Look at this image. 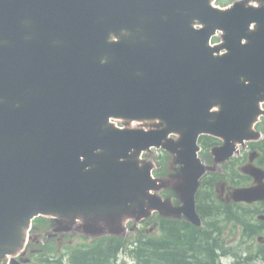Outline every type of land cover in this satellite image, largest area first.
I'll return each instance as SVG.
<instances>
[{
	"label": "water",
	"instance_id": "obj_1",
	"mask_svg": "<svg viewBox=\"0 0 264 264\" xmlns=\"http://www.w3.org/2000/svg\"><path fill=\"white\" fill-rule=\"evenodd\" d=\"M215 1L0 0V264L40 215L96 235L154 212L202 225L199 137L224 141L221 163L264 114V0ZM152 148L181 165V207L157 194ZM246 173L257 186L232 199L264 200V171Z\"/></svg>",
	"mask_w": 264,
	"mask_h": 264
},
{
	"label": "flooded vegetation",
	"instance_id": "obj_2",
	"mask_svg": "<svg viewBox=\"0 0 264 264\" xmlns=\"http://www.w3.org/2000/svg\"><path fill=\"white\" fill-rule=\"evenodd\" d=\"M261 121H264V117ZM258 131L261 133L259 139L238 146L231 159L221 165L220 170L225 169V166H232L234 178L232 183L222 181L204 184L207 190L204 192L202 206H199V209L202 208L204 218L210 221L208 231L217 250L224 248L254 253L264 252V201L235 203L231 200V192L234 189L255 185L254 179L244 173L245 169L254 165L264 170V131L260 128ZM221 144L220 142L217 145ZM171 199L174 205H181L180 202H175L174 198ZM222 214H230L228 223L217 222ZM155 218L156 216L153 215L147 220L136 223L132 232L136 234L142 232V235H148L149 231L154 229L160 233V224ZM183 218H171L170 222L176 225ZM150 226H152L151 229ZM63 228L64 226L49 219L45 226L39 229V234L31 238L33 246H27L20 255L14 258L15 264H39L35 261L37 257L45 264H53L43 246L54 245L57 254L61 256L79 247L80 240L87 238L92 244L98 238L84 234L80 223L73 225L68 232L62 231ZM105 228L108 230L107 227ZM44 236L46 240H43Z\"/></svg>",
	"mask_w": 264,
	"mask_h": 264
},
{
	"label": "trees",
	"instance_id": "obj_3",
	"mask_svg": "<svg viewBox=\"0 0 264 264\" xmlns=\"http://www.w3.org/2000/svg\"><path fill=\"white\" fill-rule=\"evenodd\" d=\"M233 1L235 0H217V3L225 6ZM213 142H215L213 138L202 139L205 151L203 153H207ZM165 171L162 166L156 174L161 175ZM209 179L218 180L219 175L210 174ZM199 213L204 217L202 208L199 209ZM221 216L224 220H229L230 214ZM42 219H38L36 224H43ZM206 221L205 227L197 228L185 221L172 225L169 219L161 218L160 227L163 235L159 238L123 239L116 236L102 238L94 243L93 248L70 252L68 258L59 264H224L221 262L223 256H233L235 259L233 264H256L258 261L264 264V252L234 253L224 248L217 250L208 231L210 221L208 218ZM122 252H125L128 260L119 262Z\"/></svg>",
	"mask_w": 264,
	"mask_h": 264
},
{
	"label": "rangeland",
	"instance_id": "obj_4",
	"mask_svg": "<svg viewBox=\"0 0 264 264\" xmlns=\"http://www.w3.org/2000/svg\"><path fill=\"white\" fill-rule=\"evenodd\" d=\"M236 1H238V0H235L233 2H229L228 4H226L225 7H222V8L229 7L233 3H235ZM252 4H254V3H252ZM220 42H222V33L219 32L217 34V36L213 38L212 43L213 44H217V43H220ZM116 124L119 127H124V122H122V121H116ZM130 126H132V127H139V128L142 127V128L148 129V127L143 126L140 123H132V125H130ZM167 154L168 153L164 152L161 149H152L148 153H145L144 156H143V158L145 160L151 161V162H153L155 164V170L161 168V166L163 164V166H164V168H165L166 171L164 172V174L162 176H160V177L158 176V178H160L161 181L168 183V186L165 187L164 189H168V188H171L172 186H174L176 184V179H175L176 178V175H178L180 173V172H178V170H180V167H179V164L177 163V160L174 159V157L172 155H170V154L167 155ZM201 159H202V161H203V163L205 165L212 166L214 164V162H212V160H205L202 157H201ZM218 168L221 169L220 166ZM163 193H164V191H162L160 193V195L162 197H164L163 196ZM134 224H135V221H130L128 223V230H127L126 234L123 235V236H125V237L128 236L131 239L135 236V234H133L132 231H131V229L134 228ZM151 228H152V226H150V229ZM159 235H160L159 232L156 231V230H154V229H152L150 231V236L151 237L159 236ZM232 237L233 236H231V238ZM81 241H83L84 243L87 242L86 240H80V242ZM126 259H127V257L125 256V254H121L120 260L121 261H124ZM224 262L227 263V264H231V263L234 262V259H232V258L226 259L225 258L224 259Z\"/></svg>",
	"mask_w": 264,
	"mask_h": 264
}]
</instances>
